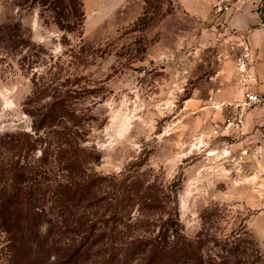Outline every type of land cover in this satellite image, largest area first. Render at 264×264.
Masks as SVG:
<instances>
[{"label": "rangeland", "instance_id": "obj_1", "mask_svg": "<svg viewBox=\"0 0 264 264\" xmlns=\"http://www.w3.org/2000/svg\"><path fill=\"white\" fill-rule=\"evenodd\" d=\"M217 2L81 0L64 30L0 0V188L44 194L32 244L0 221V264H144L133 242L176 215L203 264H264L258 155L226 127L243 47Z\"/></svg>", "mask_w": 264, "mask_h": 264}, {"label": "trees", "instance_id": "obj_2", "mask_svg": "<svg viewBox=\"0 0 264 264\" xmlns=\"http://www.w3.org/2000/svg\"><path fill=\"white\" fill-rule=\"evenodd\" d=\"M17 5H29L42 9L51 10L53 19L61 29L71 30V24L75 25L78 18L81 17V0H14ZM165 0H145L144 16H147L152 8L158 10L160 15L164 8ZM169 11V9H168ZM71 16L74 20H70ZM29 143L21 142V146ZM7 146L11 149H18L19 144L13 141L7 142ZM71 162V159H69ZM71 166V165H70ZM32 172V171H31ZM16 175L14 176V178ZM15 186V185H14ZM72 187L65 186L59 193L60 197H68L73 199L76 197V190L71 191ZM43 192L37 183H33L30 189L22 190L13 187L10 190L0 188V221L9 227L6 231L13 237L11 242L16 247H26L36 240L37 222L35 214L36 207L42 200ZM74 200V199H73ZM179 224L177 215L168 217L160 226L156 235H151L145 242L134 241L138 244L136 252L141 253L144 264H203L202 256L197 253L194 245L187 238L179 233ZM34 240V241H35ZM16 241V242H15ZM57 264H76V260L71 257L66 260L59 261Z\"/></svg>", "mask_w": 264, "mask_h": 264}, {"label": "crops", "instance_id": "obj_3", "mask_svg": "<svg viewBox=\"0 0 264 264\" xmlns=\"http://www.w3.org/2000/svg\"><path fill=\"white\" fill-rule=\"evenodd\" d=\"M264 0H234L224 13L226 29L231 31L235 41L241 47H248L252 54V64L259 82L253 88L264 96V21L261 16V4ZM240 128L241 142L250 141L251 145L243 151L258 155L256 176L264 185V104L244 115Z\"/></svg>", "mask_w": 264, "mask_h": 264}, {"label": "built area", "instance_id": "obj_4", "mask_svg": "<svg viewBox=\"0 0 264 264\" xmlns=\"http://www.w3.org/2000/svg\"><path fill=\"white\" fill-rule=\"evenodd\" d=\"M217 5L221 10L223 8H226V10L230 8L228 0H218ZM260 11L264 21V1L261 4ZM237 72L239 83L243 88V93L242 97L233 104V110L236 116H231L226 120V127L228 128L230 126H241L244 115L247 112L264 104V96L253 89L258 84L259 78L253 69L252 54L246 46L243 47V51L238 58Z\"/></svg>", "mask_w": 264, "mask_h": 264}]
</instances>
